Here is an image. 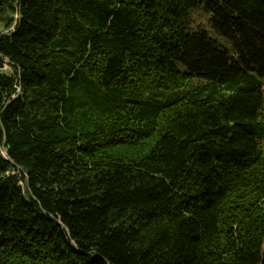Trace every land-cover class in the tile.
Returning <instances> with one entry per match:
<instances>
[{"label": "trees", "instance_id": "1", "mask_svg": "<svg viewBox=\"0 0 264 264\" xmlns=\"http://www.w3.org/2000/svg\"><path fill=\"white\" fill-rule=\"evenodd\" d=\"M0 264H264V0H0Z\"/></svg>", "mask_w": 264, "mask_h": 264}, {"label": "rangeland", "instance_id": "2", "mask_svg": "<svg viewBox=\"0 0 264 264\" xmlns=\"http://www.w3.org/2000/svg\"><path fill=\"white\" fill-rule=\"evenodd\" d=\"M194 20L192 19L190 21V27L191 28H196L197 24H200L202 26V29L206 32V34L217 44L225 48L229 53L232 55H236L233 50V45L232 43L222 35L216 32L214 30L209 22V15L204 13L203 16H197V14H194ZM182 67V66H181Z\"/></svg>", "mask_w": 264, "mask_h": 264}]
</instances>
